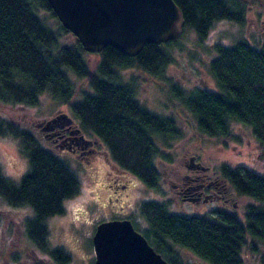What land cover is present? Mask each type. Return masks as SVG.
<instances>
[{
	"label": "trees",
	"instance_id": "trees-1",
	"mask_svg": "<svg viewBox=\"0 0 264 264\" xmlns=\"http://www.w3.org/2000/svg\"><path fill=\"white\" fill-rule=\"evenodd\" d=\"M184 26L205 35L217 20L243 23L244 0H174ZM56 19L49 24L42 13ZM183 29V28H182ZM69 32L46 0H0V106H33L47 92L68 104L77 126L107 147L112 161L135 175L147 187H157L161 156L154 139L169 141L178 135L170 116L148 111L136 98L132 82H123L118 70L138 67L158 75L169 62L165 45L145 43L135 56L111 45L103 47L99 62L91 68L81 43L63 44ZM182 33V32H181ZM216 56L209 72L217 90L195 87L181 97L199 131L227 138L234 123L247 125L264 155V41L253 47L246 40L215 45ZM75 78L85 79L93 93L73 100ZM0 135L17 139L27 156L29 170L19 182L3 175L0 167V197L6 206H29L28 222L45 232L47 219L64 212L63 202L80 192L76 173L58 156L43 148L34 134L0 113ZM154 138V139H153ZM222 174L238 194L255 202L245 207L244 218L217 211L211 218L173 213L165 202H141L139 209L147 226L142 232L148 243L170 264H183L176 248H185L208 264H244L242 248L247 237L264 244V175L245 167L222 166ZM46 233V232H45ZM264 264V251L249 244ZM60 263L70 257L59 250Z\"/></svg>",
	"mask_w": 264,
	"mask_h": 264
},
{
	"label": "rangeland",
	"instance_id": "rangeland-1",
	"mask_svg": "<svg viewBox=\"0 0 264 264\" xmlns=\"http://www.w3.org/2000/svg\"><path fill=\"white\" fill-rule=\"evenodd\" d=\"M244 1L243 23L217 20L205 35L197 34L190 27H182V33L174 41L165 45L170 60L160 74H151L135 66L118 70L119 78L123 82H132L135 98L151 113L170 116L178 130V135L167 142L153 138L161 152V156L156 158V165L160 173L158 190L163 187L162 191L145 186L135 175L127 172L129 175L127 174L126 177L130 182L129 193L133 197L130 203L135 204L136 208L124 207L121 212L116 207L114 209L118 212H109V208H99L96 205L97 197L100 196L99 202L104 203L108 193L104 191V184L108 183L104 173V157L98 154L86 161L85 158H78L67 149L55 146L45 136L42 125L55 113L65 112L73 117L68 104L43 92L38 95L37 103L30 107L0 106L3 117L30 130L39 144L62 159L80 180V192L63 202L66 216L55 218L50 224L52 244L70 254V264H94V252L89 235L93 234L97 223L110 216L130 219L134 228L142 233L147 223L136 206L141 200L156 199L165 202L173 213L201 215L208 218L215 214L217 206H221L222 210L233 212L240 219L244 218L246 205L255 202L252 197L238 194L232 186H228L227 193L230 196L228 204L209 202L206 205H193L190 202L181 201L180 195L170 184V180L172 183L178 182L179 175L192 174L185 165L190 154L195 155L203 165L209 166L207 171L209 173L214 171L221 174L222 166L228 165L232 168L237 166L249 168L264 175L263 151L249 126L234 123L230 136L227 138L207 136L198 130L193 114L179 97L186 96L195 87L217 90L208 69L209 62L216 56V44L232 45L241 39L246 40L253 47H259L262 44L264 0ZM42 15L49 24L56 26V19L48 12H43ZM75 40L76 37L70 31L60 36L63 44L73 43ZM86 57L91 68H94L100 59L98 52H88ZM83 93H93V89L85 79L75 78L73 100H79ZM86 135L93 136L89 133ZM0 167L3 175L14 182H19L22 175L29 170L28 158L19 150L16 138L0 135ZM109 203L114 201H108ZM5 206L6 203L0 197V207ZM18 210L19 214L23 215L32 213L29 206H20ZM76 210L87 212L83 224H79V220H74ZM2 211L8 217L9 210L2 208ZM70 221L74 224H70ZM83 234H88V237L86 238ZM251 243L257 247L258 251H264L263 243L247 237V243L242 248L244 264H257V257L249 247ZM176 252L183 264H208L185 248L177 247Z\"/></svg>",
	"mask_w": 264,
	"mask_h": 264
},
{
	"label": "water",
	"instance_id": "water-1",
	"mask_svg": "<svg viewBox=\"0 0 264 264\" xmlns=\"http://www.w3.org/2000/svg\"><path fill=\"white\" fill-rule=\"evenodd\" d=\"M46 1L61 25L87 52H100L111 45L127 56H135L145 43L177 38L184 24L174 0ZM58 120L64 125L73 122L72 117L60 112L46 120L42 128L50 130ZM92 245L94 264H170L128 218L97 223Z\"/></svg>",
	"mask_w": 264,
	"mask_h": 264
},
{
	"label": "flooded vegetation",
	"instance_id": "flooded-vegetation-1",
	"mask_svg": "<svg viewBox=\"0 0 264 264\" xmlns=\"http://www.w3.org/2000/svg\"><path fill=\"white\" fill-rule=\"evenodd\" d=\"M72 119L73 122L68 125L61 124V120L56 121L53 123L52 129L45 130V136L55 146L67 149L73 152L78 158H85L86 161H89L92 156L95 157L98 154L104 157V173L108 181V183L104 184V191L108 193L104 203L99 202L100 196L97 197L98 201L96 205L99 208H109V212H118L114 209L115 207L120 210L119 212L124 207L130 208L133 206L136 208L135 204L130 203L133 197L129 193L130 182L129 178L126 177L128 171L118 167L110 158L107 147L95 136L88 137L77 126L74 117ZM185 165L192 174L177 176L179 179L175 183H172L170 180L172 188L180 195L181 201L190 202L193 205H206L209 202L222 203L224 205L230 202L227 188L232 185L222 173L220 174L214 171L213 173L207 172L209 166L203 165L193 154L188 156ZM152 189L162 191L163 187H160V190H158V186ZM149 200L156 201V199H144L139 201L136 206L139 209L141 202ZM108 201H114V203L108 204ZM233 205L235 204L233 203ZM217 207L218 209L215 210V213L222 210L220 208L221 206ZM2 208L9 210L8 217H6V214H3ZM19 208L20 206L0 207V264H61L58 258L61 256L59 250L62 248L52 244L50 224L55 218L65 217L66 212L64 211L60 215L49 217L47 219L45 233L36 223L27 221L31 215L25 214V216L19 214ZM74 214V220H79V224L85 222V214L87 215V212L76 210ZM114 218L118 217L110 216L106 220ZM70 224L73 225L74 222L70 221ZM83 235L88 237V234ZM92 235H89L91 244ZM63 251L70 257V254L66 250ZM68 261L62 264H70V261Z\"/></svg>",
	"mask_w": 264,
	"mask_h": 264
}]
</instances>
